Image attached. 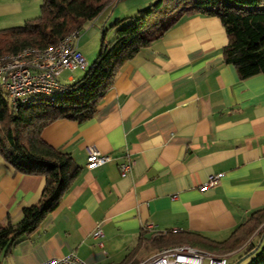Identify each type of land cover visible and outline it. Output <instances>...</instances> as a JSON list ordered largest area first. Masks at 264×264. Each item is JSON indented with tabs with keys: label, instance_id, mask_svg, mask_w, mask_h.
<instances>
[{
	"label": "crops",
	"instance_id": "1",
	"mask_svg": "<svg viewBox=\"0 0 264 264\" xmlns=\"http://www.w3.org/2000/svg\"><path fill=\"white\" fill-rule=\"evenodd\" d=\"M43 1L0 0V30L38 16ZM116 1L93 23L105 28ZM228 42L218 17H184L120 68L92 118L48 125L43 138L70 152L81 173L33 233L0 249V264L71 253L87 264H138L161 249L153 238L163 231L224 241L263 208L264 74L242 78L225 61ZM89 148L111 161L88 169ZM129 159L133 168L122 175ZM220 173L217 185L202 190ZM45 183L15 171L0 153V225L18 223ZM97 224L101 238L93 236ZM263 238L258 232L251 240L260 246Z\"/></svg>",
	"mask_w": 264,
	"mask_h": 264
},
{
	"label": "trees",
	"instance_id": "2",
	"mask_svg": "<svg viewBox=\"0 0 264 264\" xmlns=\"http://www.w3.org/2000/svg\"><path fill=\"white\" fill-rule=\"evenodd\" d=\"M113 0H44L40 14L24 25L0 30V57L25 47L56 45L74 30L96 19ZM155 0L136 17L115 22L114 39L103 41L97 58L67 94L55 100L36 99L12 106L0 87V153L15 171L44 176L40 200L25 207L18 223L0 225V249H8L19 238L33 233L59 205L81 173L70 152L48 143L44 129L58 119L80 123L94 115L120 68L144 47L184 17L205 14L218 17L228 35L223 49L225 61L234 65L242 78L264 74V0ZM126 21L125 24L120 25ZM264 232V207L237 226L224 241L195 232L167 233L153 238L160 248L189 244L215 254L240 248L251 254V264H264V245L251 240ZM255 250V252H254ZM229 264V263H228Z\"/></svg>",
	"mask_w": 264,
	"mask_h": 264
},
{
	"label": "built area",
	"instance_id": "3",
	"mask_svg": "<svg viewBox=\"0 0 264 264\" xmlns=\"http://www.w3.org/2000/svg\"><path fill=\"white\" fill-rule=\"evenodd\" d=\"M82 29L74 30L56 45L46 48L25 47L15 54L0 57V87L7 92L12 106L32 103L36 99L55 100L70 92L71 88L61 80L64 72L86 70L88 62L79 50ZM70 80L72 75L68 77ZM111 156L96 148H89L87 168L92 170L111 161ZM134 161L129 159L120 164L122 175L133 168ZM223 174L210 175L202 190L217 185ZM177 233L178 230L163 231L161 234ZM93 236H104L103 229L97 224ZM103 246L102 242H99ZM224 255L214 254L189 244H176L159 249L138 264H228ZM39 264H87L77 254L48 259Z\"/></svg>",
	"mask_w": 264,
	"mask_h": 264
},
{
	"label": "rangeland",
	"instance_id": "4",
	"mask_svg": "<svg viewBox=\"0 0 264 264\" xmlns=\"http://www.w3.org/2000/svg\"><path fill=\"white\" fill-rule=\"evenodd\" d=\"M154 2L155 0H117L113 11L110 13L111 20L106 23V27L103 28L104 21L103 20H96L93 23V20L88 22L84 28L82 29V37L79 42V50L85 56L88 62V68L86 70H76L74 72H64L61 76V80L67 84L71 85L80 79L86 71L89 69L93 61L97 58L100 53L101 45L103 41V29L106 30L105 33V41L106 43L111 42L116 34V26H114L115 22L120 18H127V17H136L139 13L133 9L137 6L140 2ZM174 2H178L175 0ZM41 10V8H40ZM119 17V18H118ZM128 20H124L120 25H123ZM69 75L73 76V79H68ZM5 95L9 98L6 91ZM264 239V238H263ZM264 245V240H263ZM218 255H224L228 258L229 264H251V255H245L244 251H238L234 254L229 255V253H220Z\"/></svg>",
	"mask_w": 264,
	"mask_h": 264
}]
</instances>
